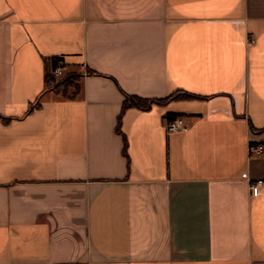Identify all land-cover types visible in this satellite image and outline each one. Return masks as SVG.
Returning a JSON list of instances; mask_svg holds the SVG:
<instances>
[{
	"label": "crops",
	"instance_id": "obj_1",
	"mask_svg": "<svg viewBox=\"0 0 264 264\" xmlns=\"http://www.w3.org/2000/svg\"><path fill=\"white\" fill-rule=\"evenodd\" d=\"M251 144L264 0H0V264H264Z\"/></svg>",
	"mask_w": 264,
	"mask_h": 264
},
{
	"label": "trees",
	"instance_id": "obj_2",
	"mask_svg": "<svg viewBox=\"0 0 264 264\" xmlns=\"http://www.w3.org/2000/svg\"><path fill=\"white\" fill-rule=\"evenodd\" d=\"M59 58H52L50 60H48L47 62V67H46V86L47 88H49L50 83L53 84V87L50 89H53L54 91L58 92V93H62L64 95H68V90L72 87H74V77L78 76V79H80V75L77 74H66L64 77L61 78V80L56 81V78L52 75V70L54 68V66L57 63V60ZM63 89V90H62ZM79 90H80V86H79ZM78 90V91H79ZM75 94H71V96H74ZM195 96L193 94L184 92V91H177L174 92L173 94L169 95L166 98L163 99H149V98H143V97H139L136 95H126L125 96V100L123 102L122 105V110L121 113L118 117V124H117V132L122 133L121 132V121H122V116L124 114V112L126 111V109L131 108V107H136V108H140V109H148L150 108L153 104H164L166 102H168L169 100H174V99H190V98H194ZM39 103H37L35 107H39ZM33 109V107L30 109V111ZM125 154H126V150H125ZM127 155V154H126Z\"/></svg>",
	"mask_w": 264,
	"mask_h": 264
},
{
	"label": "built area",
	"instance_id": "obj_3",
	"mask_svg": "<svg viewBox=\"0 0 264 264\" xmlns=\"http://www.w3.org/2000/svg\"><path fill=\"white\" fill-rule=\"evenodd\" d=\"M67 73V64L63 58L57 60L56 65L52 70V75L55 78H62ZM188 124L184 117L178 116L174 119L167 120L165 122L166 132L173 133L180 130L187 129ZM250 157H261L264 155V145L263 144H251L249 147ZM264 186V179H256L250 182V192L252 196H258L261 188Z\"/></svg>",
	"mask_w": 264,
	"mask_h": 264
},
{
	"label": "rangeland",
	"instance_id": "obj_4",
	"mask_svg": "<svg viewBox=\"0 0 264 264\" xmlns=\"http://www.w3.org/2000/svg\"><path fill=\"white\" fill-rule=\"evenodd\" d=\"M59 80H61V78H56V81H59ZM80 79H78V76L77 77H74V87H72V88H70L69 90H68V92L69 93H73V94H77L78 93V90H79V86H80ZM53 87V84L52 83H50V85H49V88H52ZM63 90V89H62Z\"/></svg>",
	"mask_w": 264,
	"mask_h": 264
}]
</instances>
